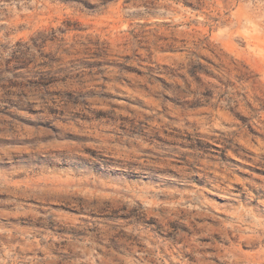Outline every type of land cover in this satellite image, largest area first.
<instances>
[{
  "label": "rangeland",
  "instance_id": "374dc122",
  "mask_svg": "<svg viewBox=\"0 0 264 264\" xmlns=\"http://www.w3.org/2000/svg\"><path fill=\"white\" fill-rule=\"evenodd\" d=\"M0 264H264V0H0Z\"/></svg>",
  "mask_w": 264,
  "mask_h": 264
}]
</instances>
